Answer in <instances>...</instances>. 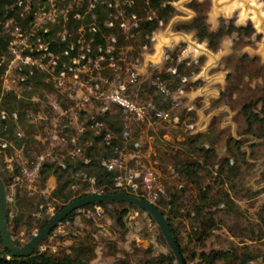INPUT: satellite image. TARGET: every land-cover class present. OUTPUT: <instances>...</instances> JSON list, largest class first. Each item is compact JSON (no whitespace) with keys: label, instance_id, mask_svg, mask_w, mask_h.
Here are the masks:
<instances>
[{"label":"rangeland","instance_id":"rangeland-1","mask_svg":"<svg viewBox=\"0 0 264 264\" xmlns=\"http://www.w3.org/2000/svg\"><path fill=\"white\" fill-rule=\"evenodd\" d=\"M28 1L29 5L34 2L37 7L32 25L25 30L20 28V31H17L16 25L10 21L5 28L14 36V43L20 36L19 32L23 35L20 37L23 41L17 39L18 43H15L23 54L26 52L35 54L39 50L37 48H40L39 42L33 40L31 35L38 29L46 28L47 31L52 23H58L60 17L67 15L73 5L80 0H68L66 6H63L66 0H48V3H41V0ZM235 1L237 0H175L173 2L176 8L174 16L167 23H162L153 33L151 44L142 47L138 56L129 54L128 50L131 49L124 51L120 63L110 65L116 71L114 81L109 80V77H103L101 73H96L95 69H101L99 62L95 63L94 68L89 65L92 63L91 60L87 64L80 60L78 64H74V61L70 64L74 67V71H71L70 75L67 74L66 79H63L64 85L60 86L58 75L50 66L51 60H48V57L45 58L44 50L40 52V55L33 56L37 59L35 62L41 63L49 72L50 77H47L46 82L52 80L55 82V88L61 92L69 94L71 91L74 92L73 90L77 91V94L68 95L76 102L75 107L79 105L77 100L88 94V89L97 83L100 84L99 88L102 91L107 90L108 93L119 84H124L125 95L143 104L157 94L155 82L158 73L164 70L172 72L170 68H176V74L180 73V76L188 77L186 83L181 81L178 87L172 90L171 103H168L167 107L170 113H173L172 118L178 116V123H170L163 119L153 120L150 114L149 118L145 119L146 125L138 128L139 147L131 150V153L136 151L139 157L122 158L127 165L125 171L151 169L154 172L153 185L162 187L170 194L180 183L179 177L175 176L171 170L173 155L178 152L183 160L198 159L199 156L183 142L193 134L209 135L210 138L204 145L216 149L217 158L214 160L217 163L215 166L207 165L202 172L204 186L208 184L214 186L213 193L219 189L229 191L236 204V210L224 212L225 209L221 206L217 214L218 224L213 230V235L206 242V250L248 244L264 253V236L260 238L264 235V114L261 111L264 108V32L258 30L251 17L246 19L241 17L240 7L235 6L232 10L230 9ZM258 1L264 10V0ZM53 6L57 9L56 16L42 14L50 12ZM199 14L206 17L212 31H216L221 23L225 22L227 25L233 23L237 27L252 26L253 33L234 31L224 36L217 50H213L208 47L206 40L202 41L196 36L195 31L180 28ZM130 22L126 20L124 26L127 28ZM187 49L193 50L188 55L187 61H192L195 57L198 59L197 63H192L193 66L181 64L183 60L181 61L180 57ZM174 53H178V56ZM12 59L11 55L2 75L3 90H16L22 94L23 88L17 85L20 79H24L22 71L25 64L12 63ZM133 74L137 78L132 82ZM105 79L109 83L104 82ZM169 81L176 84L175 78ZM180 89L184 92H180ZM142 92L143 95H141ZM42 93L45 96L41 97ZM95 96L97 95L93 93L88 105L82 103L80 107L90 109L94 106L97 111H100L104 105L98 107L96 102H105V100ZM33 100L42 102V108L48 111L49 118L42 113L43 109L31 113L30 120L19 126L18 135L22 137L24 132L31 130L32 123L43 124V129L39 126L36 128L39 133L35 137L41 146L35 143L30 146V152L40 153L31 160L25 156L23 148L14 147L12 156L7 151L0 150L5 153L3 164L9 173L16 167L19 168L14 182L7 186L11 217L16 213L13 205L18 188L26 189L29 196H38L37 201L42 199L39 210L34 214L36 218H42L43 215L53 216L57 212L56 208L63 204L60 200L51 199V194L57 186L56 178L54 176L49 178L44 186L39 179V168L42 162L49 157L56 158L54 150L65 146L67 142L64 138L68 137L59 132V124L63 122V117L58 109L53 107L56 101L60 104V99L56 93H48L42 89L34 94ZM165 100L164 98L163 102H166ZM253 102L258 104L255 110L263 121L249 127L242 108L245 104ZM75 107H71L68 113H71L70 117L73 118H70L72 124L78 128L81 124L79 112ZM76 114L78 118L75 117ZM47 129H49L48 132ZM131 131L133 132L134 129H130L129 132ZM231 138L241 140L243 142L241 150L245 152V162L240 163L241 169L233 182L217 174V167L224 158L231 157L235 160V157L230 154L232 150L229 151V147L234 145L230 142ZM45 144L46 150H44ZM8 145V143L2 144V148ZM221 180L224 182L221 183ZM186 187L183 199L187 204L186 208L190 209L193 200L197 199L198 189L192 183H187ZM163 209L168 211L165 206ZM102 210L103 212L98 214L92 207L80 209L74 220L59 224L52 236H49L39 248L49 249L52 253L59 255L72 244L73 237L85 238L90 232H94L97 257L93 264H139L138 259L141 257H153L172 251L167 241L160 239L162 232L148 212L133 209L125 221L126 228H121L109 217L103 207ZM175 222L181 238L184 239V244L188 242L189 250L196 248L195 239L190 240L193 236L190 218L181 215ZM28 225L24 224L14 231L13 238L19 240L21 245L26 244L39 231L34 228L35 221L33 228ZM197 251L200 252V248ZM190 263L194 264V261ZM218 264H225V262L220 261ZM251 264H264V258L256 259Z\"/></svg>","mask_w":264,"mask_h":264},{"label":"trees","instance_id":"trees-1","mask_svg":"<svg viewBox=\"0 0 264 264\" xmlns=\"http://www.w3.org/2000/svg\"><path fill=\"white\" fill-rule=\"evenodd\" d=\"M174 1L80 0L73 5L67 15L60 17L58 23H52L47 31L46 28L38 29L31 36L35 41L41 39L48 45V51L55 55L57 61L53 67L55 74L59 75L62 71L68 70L74 59L81 58L84 55L85 57L81 60L83 63L87 64L91 59L92 63L89 65L95 68V63L99 62L101 69H95L96 73H101L103 77H109V80L114 81L116 80L114 77L116 71L110 65L120 63L123 52L128 49H131L128 50L129 54L138 56L142 47L149 46L153 33L162 23H167L174 16L176 12L173 5ZM41 3H48V0H41ZM67 3L68 0L63 2V6H66ZM36 9L34 2L29 5L28 0H0V150L7 151L12 156L14 147L23 148L25 156L31 160L35 159V156L40 153L30 152L31 144L35 143L41 146L35 138L36 134L39 133L36 128L39 126L43 129L44 125L32 123L30 124L31 130L24 132L22 137L18 134L20 133L19 126L30 120L31 113L43 109L42 102L33 100L34 94L43 89L48 93H56L64 109L69 110L71 107L76 106V102L68 96V92H61L56 89L55 82L52 80L46 82L47 77H50L49 72L37 65H23L24 79H20L17 85L23 88L22 94L16 90H3L2 75L10 61V47L14 39L10 30L6 29L5 26L11 21L22 30H25L35 20ZM77 14H80L79 18H77ZM126 20L131 21L127 28L124 26ZM180 28L195 31L196 36L202 41L206 40L208 47L213 50H217L224 36L234 31L247 34L253 33L252 26L237 27L233 23L227 25L225 22H222L216 31H212L207 24L206 17L202 14L197 15L191 22L180 26ZM26 54L35 56L36 54L40 55V52L37 51L35 54L26 52ZM174 55L178 56V53H174ZM181 64L188 65L187 60H183ZM188 66H193V64ZM156 77L159 83L155 87L157 94L151 100L158 109L170 111L167 107L168 103H171L172 90L178 87L182 81V76H180V73L172 74V72L164 70L158 73ZM171 78H175L176 84L169 81ZM161 87L168 90L170 94L163 91ZM42 95L44 93L41 94V97ZM141 95H143V92ZM164 98L166 102H163ZM104 103V101L96 102L98 107H101ZM256 106L258 104L253 102L245 104L242 108L249 127L263 121L257 110H255ZM75 108L79 112V123L81 126L86 127V130L83 132L78 131V128L72 124L71 113L62 116L63 122L59 124V132L68 137L64 138L63 136L65 141L67 140L66 145L54 150L53 153L56 158H47L39 168V179L43 186L49 178L53 176L56 178L57 186L51 194V199L63 202L62 205L56 208L57 212L70 201L85 196L93 190L112 194L129 193L116 187V178L121 174V171L119 169H109L103 162L120 157V151L131 152V150H134L138 128L146 125V120L127 119L123 108L115 103H109L106 112L97 111L94 106L90 109ZM261 111L264 114V108ZM3 112L4 114H2ZM42 113L49 118L48 111L45 108ZM151 115L153 120L157 119L154 113ZM96 123H100V127L96 126ZM65 125L66 127H64ZM130 129H134V131L130 133ZM48 131L49 129H47ZM126 132L129 133L128 136L125 135ZM108 135H110V141L107 140ZM69 136L76 137V142L73 143V137ZM209 138V135L199 133L188 136L184 140L183 143L189 145L192 152L199 157L195 160H183L180 153L177 152L173 155L171 170L175 176L179 177L180 183L170 194L167 190H165V193L160 192L155 204L167 216L183 254L185 264H191L190 262L193 261L194 264H218L220 261L225 262V264H251L256 259L264 258V253L248 244L206 250V242L213 235V230L218 224L217 214L220 212L221 206H223L222 209H225L224 212L236 210V204L229 191L219 189L213 193L214 186L211 184L204 186L202 172L207 165L215 166L217 163L214 160L217 158L216 149L204 145ZM230 142L234 145L229 147V151L232 150L230 154L235 157V160H232L231 157L224 158L217 167V174L233 182L241 169L240 163L245 162V152L241 150L243 143L241 140L231 138ZM4 143L9 145L2 148ZM46 146V144L45 147L43 146L44 150H46ZM76 148H80L81 151L78 154H73ZM38 149L40 150L39 147ZM116 149L119 151H116ZM4 152H0V176L4 179L6 187H9L18 175L19 168L16 167L13 172H8L9 170L3 164ZM137 181L143 187L142 179H137ZM223 182L221 180V183ZM187 183L196 185L198 189L197 199L193 200L190 209L186 208L187 204L183 199ZM131 193L143 198L147 197L141 188L138 193ZM36 198L38 196H29L26 189H17L13 205L16 213L13 217L10 216L11 211L9 209V228H11L12 237H14V231H17L24 224H29L28 226L33 228V222L35 221L34 228L41 230L52 219L53 216L49 215L36 218L34 214L39 210L42 203V199L37 201ZM95 206L103 207L109 217L121 228H126L125 221L133 209L147 212L139 206L122 201L94 203L74 210L62 220V223L74 220L80 209L94 208ZM164 206L168 208V211L163 209ZM181 215H185L191 220V233L193 236L190 240L195 239L196 248L194 249L189 250L188 242L184 244V239L180 236L175 221ZM53 233L54 230L49 236H52ZM160 235V239L165 242L163 235ZM94 237V232H90L85 238L73 237L72 244L59 255L52 253L49 249L41 250L37 248L28 257L13 256L4 247L0 237V264H93L92 262L97 257V246ZM46 239L42 244L46 242ZM14 241L17 245H21L19 240L14 239ZM198 248H200V252L197 251ZM147 252L149 251L147 250ZM138 261L139 264H177L172 251L153 257L144 256V258H139Z\"/></svg>","mask_w":264,"mask_h":264},{"label":"built area","instance_id":"built-area-1","mask_svg":"<svg viewBox=\"0 0 264 264\" xmlns=\"http://www.w3.org/2000/svg\"><path fill=\"white\" fill-rule=\"evenodd\" d=\"M53 14L56 16L57 14V9L53 6V8L51 9L50 12H44L42 13L44 14ZM77 18L80 17V14L76 15ZM16 30L20 31V27L16 26ZM17 39L21 40L20 37H22L23 35L20 34ZM16 39L15 43H18V40ZM14 41V40H13ZM12 41L11 43V47H10V51H11V55L13 56L12 59V63L17 62L19 63H23V64H31V65H37L42 69H45V67H43V65L40 63L35 62L37 59L31 55V54H23L17 47L16 44ZM23 41V39L21 40ZM38 43V47L39 52H42L44 50V55L45 58L48 57V60H51V67L53 68L57 61H56V57L53 53L48 51V45L46 43H44L43 41H41V39L37 40ZM82 41V40H80ZM195 51H199L198 49H194ZM191 51H193L192 49H187L185 51L182 52V56L180 57V60H187L188 59V55H190ZM85 56L82 55L81 58H76L74 59V64H78L80 62V60H82ZM169 56H167L168 58ZM91 60V59H90ZM198 59L197 57H195V59H193L192 61H187L188 65H192V63H197ZM71 71H74V67L69 66L68 70H64L62 71L59 75H58V81H59V85L63 86L64 85V81L63 79H66L67 74L71 73ZM170 71L173 72V74L177 73V69L176 68H170ZM70 75V74H69ZM137 76H135L133 74V76L131 77V81L133 82L134 80H136ZM106 83H109L107 79L103 80ZM182 81L184 83H186L188 81V77L183 76L182 77ZM156 84H159L158 81L155 82ZM100 84H95V86H91L90 89H88L89 91V95L86 94L85 96H83L80 100H77L79 105H77L78 107H80V105L82 103H88L91 101V95L93 93H95L96 98L99 99H103L105 100L104 106L101 107V112H106L109 106V103H115L119 106H121L124 110L125 113V117L127 119H136V120H145L148 119L150 114L154 113L157 117V119H163V120H168V122L172 123L175 122L176 124L179 121L178 116L175 117H171L170 111L168 110H163V109H158L156 107V104L152 101V100H148L146 103L141 104L140 102H138V100L130 98L128 95H125V85L124 84H119L118 86H116L115 88H113L111 90V92H107V90L102 91V89L99 88ZM161 89L163 91H165L167 94H170V92L168 90H165V88L161 87ZM6 91H10V90H6ZM74 92H69V96L73 95V94H77L76 90H73ZM202 91V90H201ZM107 92V93H106ZM180 92H184L182 89H180ZM204 92V91H202ZM76 97V96H75ZM74 98V97H72ZM91 98V99H90ZM54 109H58V111L60 112V115L62 116H66L68 114L69 110H66L64 108H62V106L56 101L53 104ZM191 109V108H189ZM4 114V112L2 113ZM4 116V115H3ZM76 118H78V114L75 115ZM100 123H96V126L100 127ZM86 130V127L84 126H79L78 127V131L79 132H83ZM126 136L129 135L128 132L125 133ZM107 140L110 141V135L107 136ZM73 143L76 142V137L73 138L72 140ZM139 147V143L136 142L135 143V148ZM81 151L80 148H76V150L73 151V154H78ZM116 151H119L118 149H116ZM120 157L111 159V160H105L103 162V164L105 166H107L109 169H119L121 171V174L116 178V187L118 189L121 190H126L129 193L131 192H135L138 193V190L141 188L144 191V194L147 196L146 199H149L151 201H156L157 198L159 197V193H165V190L162 187H156L153 185V181H154V175H153V171L151 169H146L145 171H140V170H131L130 172L125 171L127 168L126 163H124V161L122 160L123 157H129V158H138L139 155L137 154L136 151L134 152H130V153H126V152H122L120 151ZM137 179H142L143 181V187L140 186L139 182L137 181ZM96 191H100V190H95ZM94 192V190H93ZM102 192V191H101ZM133 194V193H131ZM137 195V194H136ZM95 211L98 214H101L103 212L102 207L101 206H95Z\"/></svg>","mask_w":264,"mask_h":264},{"label":"water","instance_id":"water-1","mask_svg":"<svg viewBox=\"0 0 264 264\" xmlns=\"http://www.w3.org/2000/svg\"><path fill=\"white\" fill-rule=\"evenodd\" d=\"M111 201L127 202L139 206L147 211L160 228L165 240L176 257L177 264H185L183 254L181 253L175 234L164 212L153 201L131 193L119 192L112 194L96 191L74 199L66 204L63 209L54 214L47 225L35 233L26 244L17 245L9 229V197L7 187L4 179L0 176V237L4 247L9 250L13 256L28 257L41 246L50 233L74 210L88 204Z\"/></svg>","mask_w":264,"mask_h":264},{"label":"bare ground","instance_id":"bare-ground-1","mask_svg":"<svg viewBox=\"0 0 264 264\" xmlns=\"http://www.w3.org/2000/svg\"><path fill=\"white\" fill-rule=\"evenodd\" d=\"M258 2V0H237L230 9L232 10L235 6L240 7L242 9L241 17L243 19L251 17L258 30L264 32V10Z\"/></svg>","mask_w":264,"mask_h":264}]
</instances>
